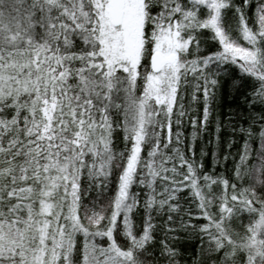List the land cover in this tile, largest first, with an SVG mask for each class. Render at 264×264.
<instances>
[{
	"label": "snow or ice",
	"instance_id": "obj_1",
	"mask_svg": "<svg viewBox=\"0 0 264 264\" xmlns=\"http://www.w3.org/2000/svg\"><path fill=\"white\" fill-rule=\"evenodd\" d=\"M0 264H264V0H0Z\"/></svg>",
	"mask_w": 264,
	"mask_h": 264
}]
</instances>
